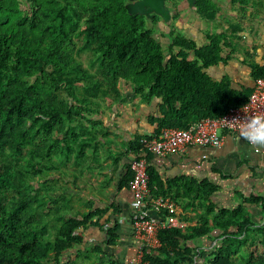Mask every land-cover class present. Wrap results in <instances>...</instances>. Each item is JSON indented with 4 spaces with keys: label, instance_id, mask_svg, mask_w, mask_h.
I'll list each match as a JSON object with an SVG mask.
<instances>
[{
    "label": "trees",
    "instance_id": "16d2710c",
    "mask_svg": "<svg viewBox=\"0 0 264 264\" xmlns=\"http://www.w3.org/2000/svg\"><path fill=\"white\" fill-rule=\"evenodd\" d=\"M126 1L0 0V264H115L100 256L104 251L98 247L86 254L78 248L83 230L99 224L104 211L90 204L86 212L76 209L67 183L56 184L44 173L54 155L73 149L76 130L88 134L80 138L84 144L94 139L89 134L97 124L94 113L102 102L121 100L122 86L145 104L156 101L148 117L155 126L150 137L163 127L187 128L223 115L243 104L264 75V63L251 67L248 81L208 73L230 59L223 52L240 38L238 23L207 34L201 45L171 30L165 54L148 19L129 14ZM230 4L242 15L245 7L264 0ZM175 5L165 1L173 20L180 14ZM194 11L212 20L219 7L214 0H195ZM158 18L154 15L153 23ZM141 137L132 142L134 157L146 152ZM146 156L150 195L170 198L177 206L171 215L185 221L177 212L181 207L193 212L195 221L159 230L160 246L144 248L143 260L264 264V195L236 190L237 202L224 203L217 197L220 184L186 175L162 179L149 164L151 153ZM130 177L129 170L127 186ZM252 206L258 208L254 215ZM105 223V242L113 249L119 224L112 218ZM201 237L207 246L191 243Z\"/></svg>",
    "mask_w": 264,
    "mask_h": 264
},
{
    "label": "crops",
    "instance_id": "0c3cea01",
    "mask_svg": "<svg viewBox=\"0 0 264 264\" xmlns=\"http://www.w3.org/2000/svg\"><path fill=\"white\" fill-rule=\"evenodd\" d=\"M208 73L217 78L228 74L221 64L210 68ZM123 93L121 100L102 102L100 110L94 113L93 120L97 124L92 126L89 133L94 139L84 144L80 138L88 134L76 130L79 138L71 141L73 149L65 154L54 155V164L44 175L56 184L63 181L67 183L76 209L86 212L90 204L92 210L104 211L99 224H88L83 230V241L78 246L81 254L98 247L104 254L93 255L108 260L112 258L115 264H136L137 244L132 230L135 212L131 205L132 194L127 186V177L130 161L135 156L132 145L135 137L154 134L155 126L150 124L148 117L156 101L145 104L131 90L124 89ZM149 164L162 179L186 175L207 178L220 184L222 190L217 197L223 202L236 203V190L245 195H264V149L252 148L242 138L238 139L236 134L225 133L223 143L217 148L192 145L183 152L165 156L151 154ZM249 210L254 215L258 208L252 206ZM177 212L187 217L183 221L185 225L195 221L193 212L182 210L181 207H178ZM151 213L157 215L155 211ZM105 218L117 219L119 224L113 249L108 248L105 242L104 229L109 226L103 224ZM191 243L205 247L209 241L201 237Z\"/></svg>",
    "mask_w": 264,
    "mask_h": 264
},
{
    "label": "built area",
    "instance_id": "2783aa9c",
    "mask_svg": "<svg viewBox=\"0 0 264 264\" xmlns=\"http://www.w3.org/2000/svg\"><path fill=\"white\" fill-rule=\"evenodd\" d=\"M258 113H264V75L255 80L252 92L243 104L230 107L223 115L202 118L187 128L163 127L155 136L141 137L140 142L146 152L130 161L131 177L128 180V188L132 194L131 205L135 212L132 222L133 237L139 245L136 251V264H149L143 260V249L160 246L159 230L185 226L183 221L170 214L177 208L170 198L150 195L146 153L165 156L183 152L192 145L220 147L225 133L238 135V122L234 123L231 120L243 119ZM152 211L157 215H153Z\"/></svg>",
    "mask_w": 264,
    "mask_h": 264
},
{
    "label": "rangeland",
    "instance_id": "374dc122",
    "mask_svg": "<svg viewBox=\"0 0 264 264\" xmlns=\"http://www.w3.org/2000/svg\"><path fill=\"white\" fill-rule=\"evenodd\" d=\"M214 1L219 11L212 20L200 18L195 13V8L190 9L185 0H175V6L180 10L177 19L171 18L169 22H164L159 17L153 23L152 17L148 19V26L153 29L154 36L160 40L167 54L168 45L172 41L171 30L175 34L192 38L198 45H201L206 41L207 34L220 32L228 29L230 24L238 23L241 28V32H238L240 38H233L231 46L224 48L223 55H229L230 59L221 66L234 80L248 81L251 67L256 63H264V5H248L241 15L239 6L231 5L230 0ZM251 1L254 3L255 0ZM169 7L173 6L169 4ZM122 89L125 88L122 86ZM89 256L92 258L91 254ZM76 259L78 263L83 261L82 258Z\"/></svg>",
    "mask_w": 264,
    "mask_h": 264
},
{
    "label": "clouds",
    "instance_id": "9594fccd",
    "mask_svg": "<svg viewBox=\"0 0 264 264\" xmlns=\"http://www.w3.org/2000/svg\"><path fill=\"white\" fill-rule=\"evenodd\" d=\"M238 122V139L245 140L249 146L256 150L264 149V113H258L231 120Z\"/></svg>",
    "mask_w": 264,
    "mask_h": 264
},
{
    "label": "water",
    "instance_id": "95a60500",
    "mask_svg": "<svg viewBox=\"0 0 264 264\" xmlns=\"http://www.w3.org/2000/svg\"><path fill=\"white\" fill-rule=\"evenodd\" d=\"M166 0H127L125 8L129 14L144 15L151 19L158 15L164 22H169L172 18L170 10L165 6ZM190 9L195 8V0H185Z\"/></svg>",
    "mask_w": 264,
    "mask_h": 264
},
{
    "label": "flooded vegetation",
    "instance_id": "af4514ba",
    "mask_svg": "<svg viewBox=\"0 0 264 264\" xmlns=\"http://www.w3.org/2000/svg\"><path fill=\"white\" fill-rule=\"evenodd\" d=\"M127 3V1L125 2V4Z\"/></svg>",
    "mask_w": 264,
    "mask_h": 264
}]
</instances>
